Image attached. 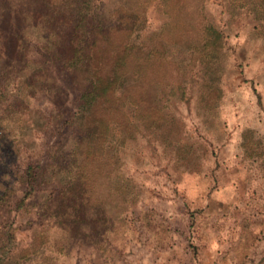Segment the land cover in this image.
Masks as SVG:
<instances>
[{
  "label": "rangeland",
  "instance_id": "obj_1",
  "mask_svg": "<svg viewBox=\"0 0 264 264\" xmlns=\"http://www.w3.org/2000/svg\"><path fill=\"white\" fill-rule=\"evenodd\" d=\"M79 1L104 24L132 4ZM70 2L0 0L3 264H264V0L141 2L139 85L83 120L79 92L130 37L51 65Z\"/></svg>",
  "mask_w": 264,
  "mask_h": 264
},
{
  "label": "trees",
  "instance_id": "obj_2",
  "mask_svg": "<svg viewBox=\"0 0 264 264\" xmlns=\"http://www.w3.org/2000/svg\"><path fill=\"white\" fill-rule=\"evenodd\" d=\"M151 0H132L131 6H126L121 1L114 11L117 12L118 16L112 18L108 24H104L101 21H94L91 17H87L88 14L83 12V3L79 0L69 3L70 11L77 12V17L67 18L53 21L56 23L64 24L68 26L70 34L67 39L63 41L60 37H57L53 42L47 41L49 45V51L46 52V60L54 66H61L73 70H77L81 67H85L90 64L92 60L95 46L98 42L106 41L112 32L119 30H126L130 39L122 46L121 50L112 55L110 63L108 64V70L105 75H102L100 71H95L91 74L88 83L79 92L76 106V116L78 119L83 120L92 116L94 112L101 106L111 108L115 104L120 102L123 97L124 91L127 86L137 87L139 85V79L137 72L134 68L139 64L141 60L139 48L136 42V34L138 27L141 24L139 20L140 12L138 11L137 5L141 6V2L150 3ZM41 17L47 18L46 14H41ZM58 19H61L58 17ZM48 21V20H46ZM16 30L12 31L10 35L11 39H8L10 45L9 49L5 48L4 55L8 61H18L19 58L14 59L12 54L17 51H23V45L17 44L15 39ZM135 34V35H134ZM48 36V35H47ZM59 38V39H58ZM58 39V40H57ZM58 44V45H57ZM76 44V46H74ZM206 44V41L203 42ZM74 46V47H73ZM19 49V50H18ZM51 49V50H50ZM151 51L147 52L149 56ZM26 57V56H25ZM24 56L20 58L23 62L24 67L30 66L29 59ZM12 72H18L19 66L17 63L9 64ZM26 74H19V80L25 77ZM24 82V81H23ZM29 85V83H23ZM5 95V92H1ZM25 187L35 188L36 176L31 167L28 168L27 177L24 182ZM3 188H7V182H0ZM2 189V188H0ZM5 190V189H4ZM1 198L4 193H0ZM6 203L8 202L6 198ZM3 254H0V264H3Z\"/></svg>",
  "mask_w": 264,
  "mask_h": 264
}]
</instances>
